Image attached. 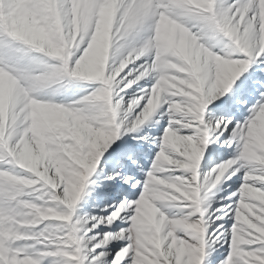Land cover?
<instances>
[{"label": "snow or ice", "instance_id": "6c2138e0", "mask_svg": "<svg viewBox=\"0 0 264 264\" xmlns=\"http://www.w3.org/2000/svg\"><path fill=\"white\" fill-rule=\"evenodd\" d=\"M0 264H264V0H0Z\"/></svg>", "mask_w": 264, "mask_h": 264}, {"label": "rangeland", "instance_id": "374dc122", "mask_svg": "<svg viewBox=\"0 0 264 264\" xmlns=\"http://www.w3.org/2000/svg\"><path fill=\"white\" fill-rule=\"evenodd\" d=\"M118 192H119V190H113V195L118 196Z\"/></svg>", "mask_w": 264, "mask_h": 264}]
</instances>
